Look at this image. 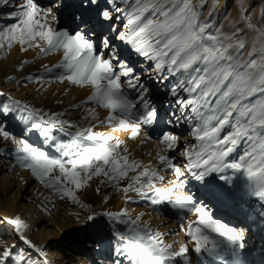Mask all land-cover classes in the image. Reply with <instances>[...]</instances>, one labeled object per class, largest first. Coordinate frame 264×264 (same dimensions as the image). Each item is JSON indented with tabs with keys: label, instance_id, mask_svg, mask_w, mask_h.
I'll return each mask as SVG.
<instances>
[{
	"label": "snow or ice",
	"instance_id": "snow-or-ice-1",
	"mask_svg": "<svg viewBox=\"0 0 264 264\" xmlns=\"http://www.w3.org/2000/svg\"><path fill=\"white\" fill-rule=\"evenodd\" d=\"M108 2L114 4L115 0ZM0 3L6 5L9 0H0ZM81 4L86 7L81 9L80 15H73L69 21L70 26L62 27L57 14L60 8L57 0H51L47 8L40 6L37 0H23L16 7V11L8 15V19L15 22L0 29V47L4 46L3 42H7L9 46L16 42L21 45L22 50H26L23 46L28 45L39 48L42 54L62 50L64 63L58 67L65 69L66 74L60 79H66L77 86H90L93 92L88 98L89 102L107 109L109 113L101 123L112 125L114 130L130 131V138L139 135L143 125L153 123L156 112L150 107L141 77L135 69L121 64L115 54L108 56L113 37L105 35V31L115 32V38L130 44L137 54L154 61L153 67L158 73L165 68L173 75L184 72L191 76L196 73L195 77L188 80L190 86L181 84V87L192 97L187 103H200L198 116L208 115L215 124L196 130V139L201 143L195 153L199 159L195 162L189 152L184 153L189 161L184 169L175 164L170 155L158 154V162L173 170L177 181L180 182L179 186L183 184L181 177L185 171L194 168L201 169L196 173V179L205 183L209 177H219L228 182L230 178L223 175L228 169L235 173L243 172L253 194L264 203V100H260L259 104L245 103L251 101L254 96H264V59L259 64L254 59L241 63L240 50L245 47L243 43L232 45L211 35L206 38L203 27L192 23L194 9L189 0H181L180 6L171 5L168 0H136V8L127 17L124 25L126 32L119 31L112 23L115 19L113 11H121L118 6L115 9L93 7L98 5V0H81ZM234 48L237 55L232 54ZM124 83H127L130 89L139 90L138 98L133 99L122 90ZM171 91L172 95L179 99L177 90L174 88ZM179 103L184 105L186 102ZM141 105L144 111L138 112L137 109ZM205 109L209 111L205 112ZM14 113L20 114L22 118L27 114L24 132L41 130L45 139L52 138L48 131L49 124L63 126L68 123L56 120L55 116L46 121L35 109L21 106L19 102H16L15 106L0 107V116H12ZM234 113L244 118V122L232 124L234 131L221 137L220 133L229 125ZM69 127L72 125L69 124ZM63 134L71 138V143L63 145L61 150L66 157L71 158H50L44 151L33 146L27 138H17L8 130L5 122L0 120V138L11 140L15 145L20 166L31 169L32 174L48 187L71 185L72 188L60 189L68 199H73V189H81L93 177L103 176L109 184L117 188L120 180L128 178L131 183L121 189L124 193L135 191L142 198L150 199L153 204L167 201L173 207L187 206V210L196 216V220L189 222L186 235L191 237L197 253L203 250L213 261H223L229 253L236 256L245 248L243 229L230 227L213 219L204 204L197 202L190 194L178 192L177 182H170L171 189L161 191L155 188L156 179L164 180L158 172L145 169L129 177L128 173L136 172L141 165L136 161L130 162L127 155L120 154L118 149L121 141L112 143L111 137L100 136L91 128L77 131L75 134ZM257 136L260 137L257 140L258 148L253 144L251 150L240 156L239 162H226L225 158L242 139L252 142ZM80 139L103 142L81 147L76 143ZM179 140L180 137L174 132H165L158 143L165 146L162 152L169 153L179 149ZM127 152L128 149L125 148L124 153ZM54 170H58L59 175L52 178ZM145 188L155 191L150 195L149 192L143 191ZM212 192L221 198L237 195L226 188L213 189ZM153 196L155 198H152ZM170 196H175V199L168 200ZM103 215L110 220H119L124 213L105 212ZM94 219L95 215L88 216L89 221ZM138 220L139 217L127 222L132 225L129 234L118 236V239L125 242V246L118 248L117 254L125 257L130 264H163L184 257L188 252L186 246H181L178 251H170L173 245H163V242L158 240V234L145 236L138 231ZM7 223L14 225L17 238L28 248L42 251L37 250L20 231L27 225L19 218L9 219ZM194 224L198 226L193 227ZM199 226L223 238L226 244L221 245L216 240H210ZM181 227L183 230V225ZM4 243L0 239V244ZM209 243L211 247L207 246ZM16 247V244H12L0 249V264H32L29 256L14 251ZM117 264L121 262L117 261Z\"/></svg>",
	"mask_w": 264,
	"mask_h": 264
},
{
	"label": "rangeland",
	"instance_id": "rangeland-1",
	"mask_svg": "<svg viewBox=\"0 0 264 264\" xmlns=\"http://www.w3.org/2000/svg\"><path fill=\"white\" fill-rule=\"evenodd\" d=\"M115 1L125 2L126 0ZM192 8L194 9L192 23L203 27L206 38L211 35L225 43L232 45L243 43L245 45L240 50L242 53L240 55L241 63L254 59L259 64L264 59V0H198L194 2ZM246 12L247 14H245ZM13 22L15 21H10L8 25ZM3 43L4 46L0 47V107L15 106V103L19 102L21 106L26 105L35 109L36 113L44 116L46 121L55 116L56 120L68 122L63 126L49 124L48 131L52 138L45 139L41 130H33L31 134L24 132V125L28 119L26 113L22 120L21 115L15 113L12 116H0V120L6 123L11 133H13L11 129H14L17 138L25 136L33 146L44 151L50 158L69 159L71 157H66L61 149L63 145L71 143V138L63 133L75 134L77 131L91 128L94 133L100 136L111 137L112 143H115L116 140L121 141V146L118 149L120 154L127 155L130 162L136 161L141 165L136 172H129V177L148 169L150 172H158L160 176L164 177L163 181L155 180L156 189L161 191L171 189L170 182L173 179L166 177V172H164L171 168L158 162V154H166L174 158L173 154H180L183 149L180 142L178 150L164 153L162 152L163 147L153 148L148 143L146 124L143 125L139 135L135 138H130V131L114 130L112 125L102 124L101 122L106 119L109 113L107 109L89 102L88 98L92 95L93 89L88 85L77 86L66 79H60L66 74L65 69L58 67L64 63L62 50L42 54L39 48L24 45L26 50H22L19 43L13 42L11 46L7 42ZM40 44L43 47V43L40 42ZM232 54L237 55L235 48ZM162 74L161 77L170 84L169 88L163 85V91L169 94L172 93V89L177 90L178 97L181 99L179 101L186 102L181 108L183 110L180 116L186 123L191 122L192 127L195 128V133L201 127L215 124V121L210 120L208 115L198 116L200 103H187L192 100V97L181 87V84H184L185 87L190 86L188 80L195 77L196 73H192L191 76L184 72L173 75L165 68L162 70ZM29 77L36 79H29ZM161 77L159 80L162 79ZM122 90L127 92L130 97L132 96L126 86L122 85ZM260 100H264V96H254L251 101H245V103L259 104ZM92 109L95 111L93 112ZM137 111L143 112V106H140ZM204 111L208 112L209 110L205 109ZM13 120L16 125L12 128ZM238 121L243 123L244 118L239 117L238 113H234L230 118L229 125L223 128L220 136L223 137L234 131L231 125ZM69 124L72 127H69ZM259 138L257 136L256 140L252 142L242 139L234 151L225 158L226 162H239L240 156L251 150L253 144H256L258 148L257 140ZM101 142L103 141L80 139L76 143L85 147L94 146ZM125 148L128 149L127 153H124ZM0 158L9 161L11 168L15 171L11 177L6 176V178L2 176L3 174L6 175L5 170L0 172V239L5 242L0 244V249L16 244L17 247L14 251L23 252L29 256L32 264H68L63 262L64 258L74 264H99L96 261H87L83 255L84 251L91 249L86 247L96 246L95 248L101 251L103 257L110 254L116 264L117 261H120L121 264H130L125 257L117 254V249L125 246V242L118 239V236L129 234L132 225L127 222L137 220L139 217L137 221L138 231L145 236L151 234L150 231L159 228L161 224L170 225L176 234L178 250L181 246L187 247L188 252L184 257L175 261L163 262V264H199L191 253L192 250H195V244L191 237L186 235L189 222L195 221L196 218L192 219L182 207H173L167 201L153 204L150 199L142 198L135 191L124 193L121 189L131 183L130 179L120 180L119 188H117L109 184L107 178L103 176L93 177L81 189H73V199L70 200L63 196L60 189L61 187L72 188L71 185L62 184L60 187H48L45 182L32 174L31 169L20 166L15 145L11 140L5 141L0 138ZM0 168H5L1 161ZM225 172L227 176L234 174L231 169ZM239 174H243V172ZM57 175H59L58 170H54L51 174L52 178ZM17 178L19 179L16 180ZM8 182H10L9 186ZM23 190L29 194L27 201L18 199V196L23 194L21 193ZM143 191L152 195L155 189L145 188ZM168 200H173L172 196L168 197ZM62 209L71 211L70 216L67 217L68 213H63ZM25 210L37 211L47 219L50 217L55 221L56 218L63 216L65 222L61 224V228L64 229V234L58 237L57 232L52 228L48 231V236L53 237L51 240H47L45 239L46 234H42L34 226L32 232L26 237L35 245L37 250L42 251H33L28 248L13 235V229L7 223L9 219L19 218L23 224L31 225V222L26 221ZM206 211L209 212L207 209ZM105 212L124 213V215H121L119 220H110L103 215ZM89 215H95V219L89 221ZM216 217L214 215L213 219L219 220ZM160 218L163 221L158 224ZM197 226L193 225V227ZM199 227L204 234L209 236L210 240H216L221 245L226 244L223 238L208 232L202 226ZM96 230H99V237L107 240L105 244L108 247L103 248L102 241L104 239L102 240L97 236L98 231ZM163 238H160L161 241ZM207 246L211 247V243ZM256 246L252 247L251 252L255 251ZM64 254H69V256L65 257ZM242 257L245 260L253 259L250 254ZM109 262L111 263V260Z\"/></svg>",
	"mask_w": 264,
	"mask_h": 264
},
{
	"label": "bare ground",
	"instance_id": "bare-ground-1",
	"mask_svg": "<svg viewBox=\"0 0 264 264\" xmlns=\"http://www.w3.org/2000/svg\"><path fill=\"white\" fill-rule=\"evenodd\" d=\"M197 1L198 0H189L191 7L194 6V2ZM22 2L23 0H9V3L6 5L0 3V29L12 21L11 19H8V15L15 12L18 4ZM37 2L40 6L47 8L51 0H37ZM57 3L60 4L59 12L57 14L60 17L62 27L70 26V18L73 15L79 16L81 9L86 7V5L81 4V0H57ZM168 3L171 5L180 6L181 0H168ZM117 6L121 9V11H113V15L115 17V19L112 21L113 26L118 28L121 32H126L127 30L125 29L124 25L126 24L127 17L133 13L136 8V0H126L125 2L115 1L114 4L109 3L108 0H98V5H94L93 7H107L110 9H115ZM104 34L111 35L113 37L111 51H109L108 56L112 57L115 54L119 57L121 64H127L135 69L136 73L141 77V83L144 86V92L146 94L147 100L149 101L150 107L156 112L155 121L151 124H146L145 126L146 134L149 139L148 143H150L153 148H164V145L158 143V141L162 138V134L165 132H174L180 137L179 142L183 145V149L181 150L182 154L180 153L181 155L177 153L173 154L174 163L184 169L185 165L189 162L184 155L185 152L191 153V159L193 162H195L197 159H199L195 153L198 151L201 142L196 139L195 128L192 127L191 122L186 123L180 116V113L183 110L181 108L184 107V105L179 103V100L181 99H177V97L173 96L172 93L168 94L163 91L162 86L164 85L165 87L169 88L170 84H168L164 78L159 80L161 75H163L162 71L158 73L153 67L155 63L154 61L137 54L132 49L130 44L115 38V32L108 33L105 31ZM123 85L128 88L127 83H124ZM128 89L132 93L131 97L133 99L138 98V89ZM162 103L163 105H161ZM160 107L163 108L161 109ZM14 120L12 123V128L17 122L16 120V122H14ZM11 130L13 133L15 132L14 129ZM204 158H206V156ZM0 159L1 163L5 165V168H0V172L2 170H5L6 172V175L3 174L2 176L5 178L6 176L11 177L15 171H13L11 168L10 162L3 158ZM200 170L201 169L194 168L191 171H185L184 175L181 177L183 182L182 186H179L180 182L177 181V177L174 175L172 169L164 172H166V177H171L173 181L177 182L178 192L190 194L197 202L204 204L205 208L209 210L208 213H210L212 218H214L215 215L221 223H224L230 227H235L237 229H243L245 248L242 251H239L236 256H232L229 253L224 257L223 261H213L211 257H209L203 250L200 253L192 250L191 253L194 256V259L197 260L199 264H264V248H261L264 246V203L261 202L257 195L253 194L245 174L234 172L233 175L227 176L226 172H224L223 175L230 178L228 182L219 179V177H209L207 183H205L196 179V173ZM18 179L19 178L16 180ZM9 185L10 182H8V186ZM224 188L231 192H235L237 195L235 197L221 198L214 195L212 192L213 189L222 190ZM21 193L23 194L18 196V199L27 201V196L29 195L28 192L23 190ZM172 198L174 200L175 196H172ZM182 209L186 211L192 219L196 218L193 213L187 210V206L182 207ZM25 211V216L27 217H25L26 221L31 222V225L20 230L25 236L32 232L34 226L37 227L39 232L46 234L45 239L47 240H51L53 237H51V235L48 236V231H50L52 228H54V230L57 232L58 237L64 234V229L61 228V224L65 222V218H63V216L59 217L58 219L56 218L55 221L50 217L47 219L37 211ZM62 211L63 213H68L67 217H69L71 214V211L68 212L67 209H62ZM162 221L163 220L160 218L157 223L160 224ZM10 226L13 229V235L17 238L14 225ZM96 231H98V236L99 230ZM150 232L154 236L158 234V240L160 241V238L164 237L162 240L163 245H173V249L170 251H178L176 234L174 233L172 226L161 224L159 228L152 229ZM103 239L102 245L103 248H105V246H107V244H105L107 243V240L105 238ZM254 246H256L255 251L251 252L252 247ZM95 247L96 246L86 247L88 249L91 248L87 251H84L83 253L85 259L87 258V261H96L99 264H116V261L114 258H111L110 254H107L103 257L101 251ZM61 252L63 253V251ZM249 254L252 255L253 259H243V255ZM64 255L65 257L69 256V254ZM110 260L111 263L109 262ZM63 262L74 264L67 261L66 258L63 259Z\"/></svg>",
	"mask_w": 264,
	"mask_h": 264
}]
</instances>
